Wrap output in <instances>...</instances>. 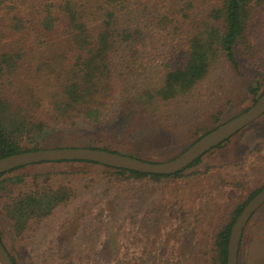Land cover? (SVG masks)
Listing matches in <instances>:
<instances>
[{"label": "rangeland", "instance_id": "1", "mask_svg": "<svg viewBox=\"0 0 264 264\" xmlns=\"http://www.w3.org/2000/svg\"><path fill=\"white\" fill-rule=\"evenodd\" d=\"M243 41L236 47L240 73L221 57L187 100L145 106L137 76L101 122L59 126L23 147L101 148L151 162L172 160L249 109L256 99L249 86L260 83L258 95L264 92V0L251 4ZM27 51L13 84L0 81V93L34 110L53 91L37 64L51 61L54 67L63 56ZM184 51L148 50L146 81L178 64ZM12 175H22V182L9 181L0 191V228L19 264H218V235L264 188V116L176 178H137L77 162L32 165ZM47 183L74 187L76 196L17 234L6 212L9 198ZM239 264H264V206L244 231Z\"/></svg>", "mask_w": 264, "mask_h": 264}, {"label": "trees", "instance_id": "2", "mask_svg": "<svg viewBox=\"0 0 264 264\" xmlns=\"http://www.w3.org/2000/svg\"><path fill=\"white\" fill-rule=\"evenodd\" d=\"M253 1L0 0L2 84L8 81L13 84L16 80L27 50L38 54L57 51L63 56L61 63L55 62L54 67L51 61L37 64V72L53 91L49 100L39 101L34 110L19 106L0 93V159L39 150L36 146L23 145L27 139L42 136L56 127L74 126L80 121L101 122L124 93V87L137 76L143 79V84L137 88L139 100L149 106L189 99L221 57L240 73L236 47L246 39ZM179 49L185 51L178 64L168 66L162 75L156 72L152 81H146L143 57L148 50ZM257 85V88H248L256 97L253 104L264 94L258 95L261 84ZM26 167L1 175L0 191L6 189L5 183L9 181L21 183L22 175L12 174ZM106 168L119 175L152 180L176 178L185 171L158 176ZM260 191L235 210L231 222L218 235V264H226L227 245L235 220ZM75 193V188L69 185L54 187L48 183L23 191L9 198L7 216L16 233L22 234L32 224L67 206ZM0 240L7 248L1 228ZM10 255L13 262L19 264L17 258Z\"/></svg>", "mask_w": 264, "mask_h": 264}, {"label": "water", "instance_id": "3", "mask_svg": "<svg viewBox=\"0 0 264 264\" xmlns=\"http://www.w3.org/2000/svg\"><path fill=\"white\" fill-rule=\"evenodd\" d=\"M264 116V94L249 109L205 134L176 158L150 162L128 155L94 148H54L20 152L0 159V176L21 167L56 162H91L105 167L148 175L171 176L180 173L199 158L227 142ZM264 206V188L243 208L235 220L227 245L226 264H239L244 231L255 213ZM0 264H15L0 240Z\"/></svg>", "mask_w": 264, "mask_h": 264}]
</instances>
